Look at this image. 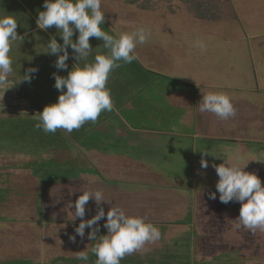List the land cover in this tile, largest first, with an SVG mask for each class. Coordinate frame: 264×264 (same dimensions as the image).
<instances>
[{
    "label": "rangeland",
    "instance_id": "obj_1",
    "mask_svg": "<svg viewBox=\"0 0 264 264\" xmlns=\"http://www.w3.org/2000/svg\"><path fill=\"white\" fill-rule=\"evenodd\" d=\"M181 1L155 0L152 9H145L124 0H101V28L108 34L118 37L139 27L151 30L150 39L137 45L135 54L142 66L155 70L152 75L147 72L152 81L129 94L123 104L113 103L116 106L103 113V120L85 123L70 134L63 129L45 133L36 127L42 109L31 93L40 87H24L16 76L23 77V69L17 67L18 59L13 62L10 82L0 85V264H95L91 249L107 235L105 223L98 222L95 240L88 238L91 228H85L82 238L72 234L71 227L96 215L95 205L105 213L111 207L121 209L112 191L131 194L142 187L156 191L155 199L166 188L169 199L159 205L167 207L175 223L145 221L159 228L160 238L126 255L120 264H264V230L235 227L241 208L236 206L241 203L219 200V177L212 167L225 160L240 166L248 162L244 171L264 175V53L255 48L264 45V0H201L204 20L186 12ZM25 8L32 14L44 11V0H25ZM49 29L56 27L18 34L25 38L12 47L17 55L20 49L22 54L26 51L21 63L39 65L35 45L46 47ZM70 49L68 68L54 66L63 77L75 68ZM28 75L40 82L39 74ZM47 81L54 85V75H47ZM210 92L231 98L237 110L232 118L238 124L234 126L232 118L223 124L210 112L192 110L190 115L189 108H183L190 121L196 115L205 119L206 128L196 131L184 128L174 106L153 113L152 102L160 94L164 98L162 93L172 102L173 93ZM234 138L241 140L233 143ZM202 157L207 168L201 167ZM123 170L128 180L120 177ZM81 184L85 188L76 190ZM84 191H101L110 202L97 205L90 198L94 204H86L85 216L74 219L75 201ZM210 193H216V199H210ZM126 211L140 217L163 214L160 209ZM81 247L87 249V262L77 259Z\"/></svg>",
    "mask_w": 264,
    "mask_h": 264
},
{
    "label": "clouds",
    "instance_id": "obj_2",
    "mask_svg": "<svg viewBox=\"0 0 264 264\" xmlns=\"http://www.w3.org/2000/svg\"><path fill=\"white\" fill-rule=\"evenodd\" d=\"M44 8V11L38 13L36 21L39 29L47 30L55 26L63 40L60 44L55 37L51 38L44 52L52 55L63 53L58 55L55 67L64 70L68 68L66 61L69 59L70 46L74 59L79 63L67 77L53 74L54 87L61 94L56 103L45 106L40 112L36 127L42 128L45 133H55L57 129H63L70 134L87 122L95 123L101 113L113 109L111 92L106 87L110 74L121 66V61L130 64L136 60L137 45L146 43L152 33L148 28L139 27L131 33H121L118 37L108 34L101 28L105 22L101 0H44ZM17 27L16 17L0 16V85L7 83L9 74L13 72V60L10 56L13 44L16 41L22 43L25 38L18 36ZM74 29L79 33L75 42ZM90 37L102 38L103 47L109 50L108 54L95 55L91 63L88 62L93 50ZM198 46L205 47L202 42H198ZM81 62H84L82 66ZM36 71V68L28 69L30 73ZM23 79L30 80L31 77L25 75ZM199 111L210 112L222 120H227L235 117L237 110L228 95L210 92L203 95ZM202 152L208 154L207 151ZM247 163L240 166L225 160V163L213 164L212 167L219 177L216 183L219 200L224 204L232 201L241 203L239 216L234 220L235 227L255 232L257 229L264 230V186L258 175L244 171ZM208 166V161L202 157L201 167ZM90 198L97 205L102 201L110 202L104 199L101 191H84L75 201L74 219L85 216V206ZM209 198L216 199V193H210ZM105 215L107 219L104 228L107 229V235H103L101 241L91 249L97 258L95 264H120L126 255H131L142 249L146 243L160 238L161 233L157 226L146 223L143 217L126 215L122 209L114 207L107 213L99 208L91 219L81 220L75 229L76 233L83 238L85 228L89 227L92 230L88 233V238L95 240L100 230L98 222ZM72 239L75 240V237ZM77 259L87 262L89 255L80 251Z\"/></svg>",
    "mask_w": 264,
    "mask_h": 264
},
{
    "label": "crops",
    "instance_id": "obj_3",
    "mask_svg": "<svg viewBox=\"0 0 264 264\" xmlns=\"http://www.w3.org/2000/svg\"><path fill=\"white\" fill-rule=\"evenodd\" d=\"M16 2H18V3L21 2L22 5L20 6V4H19L20 7H16L15 6ZM26 3L29 6L30 1H28ZM185 10H186V12L191 14L194 18H196L195 15L192 14L189 10H187V9H185ZM7 15L14 16L18 20L17 34H24V33L28 34V33H31L32 29L37 30L39 28L37 23H36V21L38 19V13L32 14L31 12H27L26 8H25V0H0V16H7ZM196 19H199V18H196ZM202 19L203 18H200L199 20H202ZM211 21H216V20H211ZM54 33H58V30L57 29H54V30L49 29L48 30V32H47L48 42L51 40V35H54L56 40L61 39L59 34H54ZM255 48L260 49L261 52L264 53V45H262L261 43L259 44V46L255 47ZM45 50H46L45 46L36 48V45H35L34 53H36V51H38L39 65H33L32 63H27L28 61L25 62V64L28 67H32V68L37 67V66L39 67V75H40L39 87H40V90L42 92H44V93H61L59 90H57L54 87V85H52L49 81H47V75H53L55 73L57 75L63 76L58 71L54 70L55 62L58 59V55L57 54L56 55L48 54L47 52H44ZM108 52H109V50L107 49V53L106 52L97 53L96 51H94V48H93L92 54L88 58V62L89 63L93 62L95 55H97V54L105 55V54H108ZM137 59H138V57H137ZM137 59L134 60L130 64H125L121 61L120 62L121 66L119 68H116L110 74L106 87L110 90L112 99L113 98L114 99L119 98L118 102H113V103L123 104L129 94L135 93L139 89L143 88L148 83V81H147L148 79H149V81H152L151 80L152 76L150 77L147 74V72L151 73V75H152V74H154L153 70H155V69L152 67L147 68V66H145V65L142 66V64L139 63ZM66 63H67V61H66ZM73 63H74V66L76 67V64L79 62L74 59ZM83 63L84 62H81V66ZM71 70L72 69H69L66 71L65 77L68 76V74ZM157 72H158V70H157ZM147 77H150V78H147ZM7 82H10L9 79H7ZM64 91H66V88L64 89ZM165 94L162 93V96L164 98H162L161 94H160L159 97L157 99H155V101L152 102L153 113H157V111L159 113H165L168 110L167 106H174V109L178 113V116L179 115L183 116V115H187V114L191 115L192 110L199 112V104L202 101L201 99L203 98V95L206 93H173L172 96L174 97V99L172 102L169 100L172 97H167V96H165ZM197 98H200V99L197 101ZM122 101H123V103H122ZM113 106H116V105L113 104ZM183 108H189L188 109L189 113L183 114L182 113ZM183 118L181 117L179 121H184V128H191V129L194 128V129H196V131L201 130L203 128L204 129L206 128L205 119L202 117H198L196 115V116H194V118H192L193 121H190L189 117L183 116ZM216 118L220 122H222L223 124H226L228 122V119L222 121L219 117H216ZM239 122L240 121L238 119L234 120L232 118V124L233 125L235 123L238 124ZM90 124H92V123H90ZM234 126H232V128H234ZM139 129L142 131H146V130L153 129V128L152 127H141ZM168 129H170L169 125H168L166 130H168ZM155 130H159V129L157 128ZM223 139L226 140L228 138H223ZM234 140H235V138L232 140L233 143L234 142L239 143L241 139L239 141H237V140L234 141ZM237 146H240V145H237ZM135 171H136V173H138L137 170H135ZM261 174L263 175V173H261ZM136 175H139V174H136ZM256 175H258V177L261 179L262 186H264V175L263 176H261L260 174H256ZM144 176L146 177L145 174H144ZM120 177L123 179H127V180L129 179V178H127V174L125 173L124 170L120 173ZM130 180H132V179L130 178ZM143 184H144V182H143ZM84 185L85 184H81V186H78L76 190H78V188H80V187L85 188ZM127 185H128V183H127ZM112 192L118 194L117 199L120 203V208L122 210H125L124 212L126 215H129V214H127L126 210L138 211V210L145 208L146 210H150V211L155 210V211L159 212V209H160L163 214H159V213L154 214L156 212H153V213L151 212L147 216L143 217L144 220L146 222H150L151 220H156V221L157 220L158 221L163 220L164 222L167 221L165 224L170 223L167 225H172L175 223L174 222L175 217L172 214L170 215L168 213V211L166 209L167 207H162L161 205H159V203L161 201H165V200L169 199V195L166 193V188L163 189L162 191L160 190V192L158 193L159 195H158L157 199L154 198V195L157 194L156 191H154L153 189L148 190V188L143 189V187L137 188V189L135 188L133 193H131V194H129L128 192L123 193L121 190L118 191V193H117V191H112ZM146 198H147V201H146ZM93 201L95 203V200H93ZM88 203L94 204L93 202H88ZM239 206L241 207L240 204L239 205L237 204L236 207H239ZM96 209H99V208L95 205L94 210H96ZM151 215H152V217H151ZM129 216H133V215H129ZM136 217H140V216H136ZM168 221H170V222H168ZM99 222H100V224H102L101 222L105 223L106 219H103ZM75 229H76L75 226L71 227L72 234L73 233L76 234ZM78 243H80V242H78ZM81 251L86 252L87 249L85 247H81Z\"/></svg>",
    "mask_w": 264,
    "mask_h": 264
},
{
    "label": "trees",
    "instance_id": "obj_4",
    "mask_svg": "<svg viewBox=\"0 0 264 264\" xmlns=\"http://www.w3.org/2000/svg\"><path fill=\"white\" fill-rule=\"evenodd\" d=\"M179 1L182 2L181 0H179ZM183 1H185L186 9L189 10L192 14H194L196 18L200 19V18L205 17V16H203L205 14V13H203V11L199 12V10H200L199 8L200 7L198 5H199V2H201V0L200 1H194L193 4H191L190 1L188 2V0H183ZM124 2L127 3V4H133L134 6H137V7H140V8H145V9H152V7H154V5H155V0H124ZM194 10H197V13L194 12ZM216 13L220 14L219 12H216ZM54 34H58V33H54ZM78 35H79V33H74V35H73V41L74 42L77 40V38L75 36H78ZM61 40H62V37H61ZM89 40H90V44H91L92 48H94V51H96L97 53H99V52L100 53H102V52H106L107 53V49H105L103 47V43L104 42H103L102 38L99 40V39H97L95 37H90ZM62 42H63V40H62ZM24 54L21 53V49H20L19 55H17V53L15 52V47H12V50L10 52V56H11L12 60H14L13 62H15L18 59L17 67L19 69L20 68L23 69V71H22L23 77H21L19 74L16 75V76L19 78V82L24 87L27 88V86H28V89H29V87H30V89L38 88V86H36V83H38V85H39V82H37L34 79H32L33 77L31 75H30V77H31L30 80H24L23 79L25 75H28V69L32 68V67H28L25 63H21L22 62L21 58H23L22 55H24L25 57L27 55L26 51L24 52ZM35 56H36V58L38 57V51L35 53ZM12 66L15 67L14 64ZM34 68L37 69V71L35 73H33V75L35 76L36 74H39V67L37 66V67H34ZM39 77H40V75H39ZM38 80H39V78H38ZM32 85H34V86H32ZM60 94L61 93H44L40 89H38L34 93H31V95L33 96V100H34L33 102H36V104L38 105V108H41L42 111H43L45 106L53 104V103H56L58 101V97H59ZM36 109L37 108L35 107L33 110H30L29 112L32 113L33 111H36ZM103 113H101V116H100V118L97 121L103 120V117H104ZM87 123L90 124L92 122H87Z\"/></svg>",
    "mask_w": 264,
    "mask_h": 264
}]
</instances>
